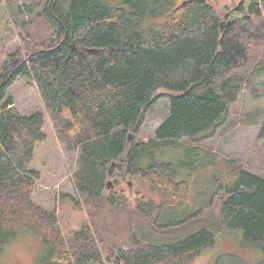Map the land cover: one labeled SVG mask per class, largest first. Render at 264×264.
<instances>
[{
	"label": "trees",
	"instance_id": "trees-1",
	"mask_svg": "<svg viewBox=\"0 0 264 264\" xmlns=\"http://www.w3.org/2000/svg\"><path fill=\"white\" fill-rule=\"evenodd\" d=\"M230 10L209 0H46L36 16L50 25L48 40L0 72V242L24 222L46 230L40 264H192L227 229L264 252V177L182 142L213 136L264 74V0H249L242 17ZM18 78L38 88L89 217L67 236L57 210L33 197L45 115L14 105ZM163 96L169 115L153 137L137 138ZM258 139L264 146V121ZM169 150L187 158H163ZM117 173L157 197L136 190L131 200Z\"/></svg>",
	"mask_w": 264,
	"mask_h": 264
},
{
	"label": "rangeland",
	"instance_id": "rangeland-1",
	"mask_svg": "<svg viewBox=\"0 0 264 264\" xmlns=\"http://www.w3.org/2000/svg\"><path fill=\"white\" fill-rule=\"evenodd\" d=\"M209 1L220 13L231 9L230 19L242 17L249 12V0ZM45 2L46 0H0V72L8 61L15 62L20 57L26 58L28 55L26 48L31 43L34 49L37 45L36 41L41 43L48 40L51 35L50 25L36 16ZM28 40L31 42L29 43ZM261 51L263 52L259 60L264 62V46ZM8 92L22 114L42 112L45 115L46 140L38 143L32 162V168L36 169L40 176L33 197L38 204L57 210L62 230L67 236L79 230L89 217L77 202L78 196L74 189L72 172L63 152V145L57 137L53 120L36 85L18 78ZM159 92L170 93L164 88ZM169 113V98L163 96L147 112L137 138L146 140L153 137ZM263 121L264 74L241 92L237 101L230 107L226 121L213 136L197 142L186 138L182 142L198 145L215 154L238 160L246 169L264 177V146L258 139ZM163 158L177 161L187 157L179 150H169L165 151ZM204 158L205 155L200 153L199 161L202 162ZM214 173L215 171L212 170L202 178L205 186H211L210 181ZM113 179L118 181V189L123 188L131 200L136 190H141L146 196L154 198L156 196L152 195L147 184L142 183L137 177L120 178L117 173ZM215 208L216 212L219 206ZM261 262H264V252L245 244L241 230L225 229L217 235L215 244L197 257L192 264H259Z\"/></svg>",
	"mask_w": 264,
	"mask_h": 264
},
{
	"label": "clouds",
	"instance_id": "clouds-1",
	"mask_svg": "<svg viewBox=\"0 0 264 264\" xmlns=\"http://www.w3.org/2000/svg\"><path fill=\"white\" fill-rule=\"evenodd\" d=\"M46 230L35 229L22 222L10 230L0 242V264H40L47 253Z\"/></svg>",
	"mask_w": 264,
	"mask_h": 264
},
{
	"label": "water",
	"instance_id": "water-1",
	"mask_svg": "<svg viewBox=\"0 0 264 264\" xmlns=\"http://www.w3.org/2000/svg\"><path fill=\"white\" fill-rule=\"evenodd\" d=\"M76 48V45L73 46V49ZM132 140H133V133L131 132L129 134V137L127 139V145H126V152H128L131 149V145H132ZM130 145V146H129ZM129 146V147H128ZM109 183L111 184V181H109Z\"/></svg>",
	"mask_w": 264,
	"mask_h": 264
}]
</instances>
